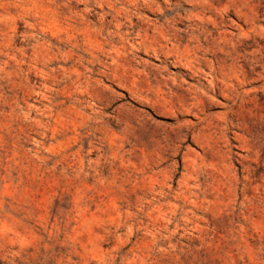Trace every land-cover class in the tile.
<instances>
[{"label":"rangeland","instance_id":"374dc122","mask_svg":"<svg viewBox=\"0 0 264 264\" xmlns=\"http://www.w3.org/2000/svg\"><path fill=\"white\" fill-rule=\"evenodd\" d=\"M0 264H264V0H0Z\"/></svg>","mask_w":264,"mask_h":264}]
</instances>
